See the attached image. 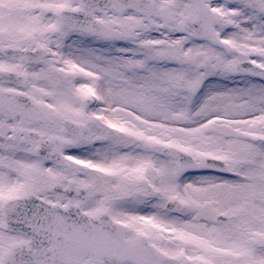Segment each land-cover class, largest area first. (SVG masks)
Segmentation results:
<instances>
[{
    "label": "snow or ice",
    "instance_id": "snow-or-ice-1",
    "mask_svg": "<svg viewBox=\"0 0 264 264\" xmlns=\"http://www.w3.org/2000/svg\"><path fill=\"white\" fill-rule=\"evenodd\" d=\"M0 264H264V0H0Z\"/></svg>",
    "mask_w": 264,
    "mask_h": 264
}]
</instances>
